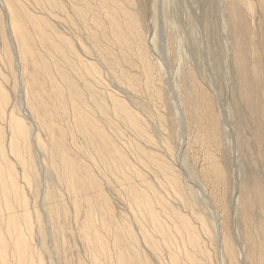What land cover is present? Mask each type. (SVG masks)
Segmentation results:
<instances>
[{"label":"bare ground","instance_id":"obj_1","mask_svg":"<svg viewBox=\"0 0 264 264\" xmlns=\"http://www.w3.org/2000/svg\"><path fill=\"white\" fill-rule=\"evenodd\" d=\"M148 3L0 0V264H264V0L222 2L257 153L236 193L198 65L178 67L181 110L167 99Z\"/></svg>","mask_w":264,"mask_h":264},{"label":"rangeland","instance_id":"obj_2","mask_svg":"<svg viewBox=\"0 0 264 264\" xmlns=\"http://www.w3.org/2000/svg\"><path fill=\"white\" fill-rule=\"evenodd\" d=\"M152 1L147 0V2L151 3H148L149 6L147 8L146 19L148 20L146 21L148 29L146 30V36L148 40L153 39V42L155 41L154 43L152 42L153 46L152 44L150 45L149 52L153 62L157 63V71L160 74L164 91L167 93V99L173 102L176 109L181 108L180 101L178 100V87L176 86L180 79L178 75L179 69L184 65H188L191 61V65H198L197 69L199 70L200 80L209 85V90L216 100L218 115H220L221 122H223L221 126L225 127L223 128L225 132L223 135L226 134V137L223 136V146H226L224 148L227 152V157H231L230 159L228 158L230 161L228 174L229 176L231 175L230 178L232 180L230 179V181L235 183L232 184L230 182L232 184H230L231 189L233 188L236 193L239 182L241 183L242 180L247 179L250 169L257 167V153L255 145L252 148H242L239 146V141L245 137H251L252 131L246 125H243L232 112V108H229L232 102L234 77L232 71L230 72L231 38L228 34L227 24L224 21L226 16L222 13H225V7L222 5L224 0H211V6L214 8L210 9L212 10L210 12L208 8H205L207 6L203 7L201 4H198L197 0H156L157 4ZM221 5L224 7V10ZM204 13H206L205 16L203 15ZM206 16L207 18L205 19ZM153 21H156V23L152 24ZM152 34L153 36H151ZM150 37L153 38L150 39ZM183 61L184 65H181ZM187 61L188 63L186 64ZM18 99L17 102L20 104V97ZM180 122L178 126L179 133L176 139L171 140L173 144H178H174L176 147H179L178 151H176L177 153H175L176 157L174 160L175 163L181 166H179L181 170L186 171V175L189 178L188 170L186 167L184 168L185 164H183L185 154L182 145L187 140L188 132L184 128L185 124L181 125L183 121ZM113 200L117 203V207L121 206V203L117 199L113 198ZM78 247H80L79 244ZM50 250H52L51 247ZM57 263L58 259L53 254L51 256V264ZM58 264H60V261Z\"/></svg>","mask_w":264,"mask_h":264}]
</instances>
